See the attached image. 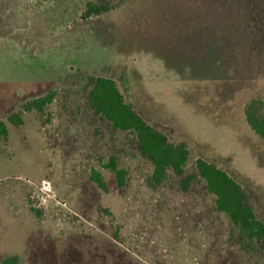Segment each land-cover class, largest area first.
Returning a JSON list of instances; mask_svg holds the SVG:
<instances>
[{"label":"rangeland","instance_id":"obj_1","mask_svg":"<svg viewBox=\"0 0 264 264\" xmlns=\"http://www.w3.org/2000/svg\"><path fill=\"white\" fill-rule=\"evenodd\" d=\"M88 1L0 0V119L9 128L0 141V264L11 256L17 264H264L231 240L204 182L185 193L170 171L150 188L153 166L135 135L111 130L79 90L89 75L115 76L125 94V78L129 102L162 118L172 142L211 138L218 165L264 221V141L244 113L264 99V0H134L82 21ZM225 70L230 77L207 80ZM50 91L57 96L43 112L8 123ZM193 151L188 174L211 152ZM111 157L129 173L123 189L102 167ZM93 169L107 193L90 180Z\"/></svg>","mask_w":264,"mask_h":264},{"label":"trees","instance_id":"obj_2","mask_svg":"<svg viewBox=\"0 0 264 264\" xmlns=\"http://www.w3.org/2000/svg\"><path fill=\"white\" fill-rule=\"evenodd\" d=\"M132 1L134 0H90L86 3L81 20L87 21L110 15ZM121 86L128 95V80L124 78ZM79 90L87 96L91 110L102 120L107 121L111 130L135 135L140 155L147 158L153 166V172L147 179L150 188L163 186L169 178L170 171L179 179V186L185 193L192 192L198 182H204L205 191L215 198V210L224 214L231 224V240L240 245L241 249L264 260V221L257 216L249 192L240 183L224 170L201 158H195V172L188 174L187 166L194 157L193 149L186 143H172L165 133L155 129L139 116L114 79L89 75ZM56 96V91H50L40 98L32 99L21 111L13 113L8 123L23 126L24 113L43 112ZM245 117L251 130L264 141V99L253 100L245 108ZM8 140V124L0 119V141ZM102 167L114 174L119 188L123 189L127 186L129 173L119 166L116 157H111L107 163H102ZM90 180L102 191L106 193L109 191L100 171L93 169ZM32 211L39 217L43 215L34 208ZM17 262V256L3 260V264H17Z\"/></svg>","mask_w":264,"mask_h":264},{"label":"crops","instance_id":"obj_3","mask_svg":"<svg viewBox=\"0 0 264 264\" xmlns=\"http://www.w3.org/2000/svg\"><path fill=\"white\" fill-rule=\"evenodd\" d=\"M220 59H222V58H220ZM226 71V70H225ZM122 76V75H121ZM231 76V74H229V71H226V72H217V73H215V74H211L210 76H208V78H207V80H209V81H211V80H217V81H219V80H221V79H223L224 77H230ZM104 77V76H103ZM120 77V76H119ZM107 78H111V79H114L115 81H117L118 83H120V80L118 79V78H116L115 76H112V77H107ZM122 78V77H121ZM132 94V93H131ZM130 102H131V104L133 105V107H134V109H135V111H136V113H138V115L139 116H141L146 122H148L150 125H152L155 129H157V130H159V131H161V132H163V133H165L167 136H168V138L170 139V141H171V136H170V134H169V132L165 129V128H167L166 126H162V124L163 123H161V120H163L162 118H159V119H157V118H149L148 116H147V112L145 111V109L138 103V102H134L133 101V97H132V95H130ZM255 100V99H254ZM253 100H251V101H249V102H247L246 103V105H245V107H244V113H245V108L252 102ZM209 120H212V121H217L218 122V120H221V119H219V118H211V119H209ZM223 120V119H222ZM221 120V121H222ZM232 120H234V118H230V121H232ZM166 123H168V122H166ZM246 123H247V121H246ZM192 138H194L193 136H191ZM191 137L190 136H188V138L186 137V138H184L182 141H180V142H178V143H175V142H172V143H174V144H181V143H186V144H188V145H190L194 150H195V152L196 153H198V152H200L199 151V147H201L202 149H204V150H206V151H211V152H209L210 153V155L208 154H206V156L205 155H203V153H201L200 152V154H201V156H202V158H203V160H205V161H207V162H209V163H212V164H214V165H216L218 168H220V169H222V170H224L223 168H221L219 165H218V163H217V161L215 160V155L217 154V148H218V144H214L215 146H212V144L213 143H210L211 141H212V139L210 138L209 139V142L207 143V142H202L203 144L202 145H200V143H199V141L198 140H196L197 141V146H196V144L195 143H193L192 141H191ZM195 140H194V142H195ZM201 142V141H200ZM215 154V155H214ZM211 155H213V157L211 156Z\"/></svg>","mask_w":264,"mask_h":264}]
</instances>
